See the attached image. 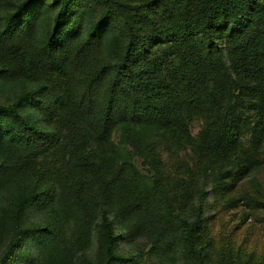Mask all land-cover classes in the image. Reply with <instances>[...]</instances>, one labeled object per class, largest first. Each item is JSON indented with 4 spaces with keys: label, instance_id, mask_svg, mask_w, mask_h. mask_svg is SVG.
I'll return each mask as SVG.
<instances>
[{
    "label": "trees",
    "instance_id": "obj_1",
    "mask_svg": "<svg viewBox=\"0 0 264 264\" xmlns=\"http://www.w3.org/2000/svg\"><path fill=\"white\" fill-rule=\"evenodd\" d=\"M0 95V264H264V0H0Z\"/></svg>",
    "mask_w": 264,
    "mask_h": 264
},
{
    "label": "rangeland",
    "instance_id": "obj_2",
    "mask_svg": "<svg viewBox=\"0 0 264 264\" xmlns=\"http://www.w3.org/2000/svg\"><path fill=\"white\" fill-rule=\"evenodd\" d=\"M6 96L4 95H0V102H3L5 100ZM240 116L242 118V122H246L249 118V114L250 112L247 113V111H245L244 107H242L239 110ZM198 125L194 124V126H192L191 130H192V134L195 135L198 132ZM247 135H244V137H241V139L243 140V142L246 140ZM260 183L259 186H261L262 188V195H261V200L264 203V173L262 175H260L259 177ZM218 207V203H214L213 201L210 204V207L215 209V207ZM220 207V206H219ZM239 209H244L243 206L240 205V207L238 206ZM255 212V220L257 221V227L255 228V230H251L249 231V234L251 236V239L253 241H255L256 239L260 240V244L258 245V248L260 249L262 245H264V210L263 207H261L260 209H257ZM218 217L215 219L214 224L220 226V224H226L229 228V230L227 231L228 236L230 237L229 241L233 244L238 245V243H240L241 240H243L246 237V233H244L243 230H240L239 228V223L236 222V215L238 214V209H232L229 210V212H226L223 208H219L218 211ZM34 215H37V212H35V210H30V212H28V216L33 218L35 217ZM34 219V218H33ZM32 223H34V221L31 220ZM248 224L253 223L252 219L247 221ZM33 225V224H32ZM122 248L120 247L119 250H121ZM26 249L24 250L23 254L20 256H17L16 259L18 257H22L25 253H26ZM258 254V252H256ZM101 254V253H100ZM103 255H99L96 254L95 258L96 260H102ZM15 259V260H16ZM21 258H19L15 264H18L20 262Z\"/></svg>",
    "mask_w": 264,
    "mask_h": 264
}]
</instances>
